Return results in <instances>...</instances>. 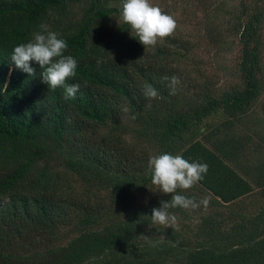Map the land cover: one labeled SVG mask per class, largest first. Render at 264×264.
Returning <instances> with one entry per match:
<instances>
[{"label": "trees", "instance_id": "1", "mask_svg": "<svg viewBox=\"0 0 264 264\" xmlns=\"http://www.w3.org/2000/svg\"><path fill=\"white\" fill-rule=\"evenodd\" d=\"M151 2L177 22L154 49L121 0H0V264H264V0ZM45 29L78 61L74 99L11 61ZM225 52L227 82L205 59ZM163 153L208 165L180 194L209 206L168 209L178 229L150 217Z\"/></svg>", "mask_w": 264, "mask_h": 264}, {"label": "clouds", "instance_id": "2", "mask_svg": "<svg viewBox=\"0 0 264 264\" xmlns=\"http://www.w3.org/2000/svg\"><path fill=\"white\" fill-rule=\"evenodd\" d=\"M120 19L130 26L131 31L135 33L134 37L144 49H154L158 43L174 36L177 29L176 20L151 0H121ZM67 48L65 39L60 38L58 33L45 29L43 32L34 33L31 41L15 46L10 58L16 68L29 76L36 74L35 69L30 66L31 62H36L43 70L40 73L42 82L46 83L49 89L63 88L64 98L74 99L80 85L69 84L67 81L76 76L78 61L71 55H65ZM102 62L97 59V65ZM163 79L169 81L170 94H175L180 83L179 78L173 76ZM143 95L148 99L159 98L158 90L149 84L144 86ZM148 165L151 183L161 192L171 194L170 200L162 201L159 208L152 209L150 217L153 225L178 229V218L170 214L168 209L179 207L195 210L201 206L205 209L209 206L207 197L197 201L180 194L203 180L208 170L206 163L190 162L182 155L163 153L152 156Z\"/></svg>", "mask_w": 264, "mask_h": 264}, {"label": "rangeland", "instance_id": "3", "mask_svg": "<svg viewBox=\"0 0 264 264\" xmlns=\"http://www.w3.org/2000/svg\"><path fill=\"white\" fill-rule=\"evenodd\" d=\"M205 59L207 62L208 68L210 70L219 71L224 74L223 82H227L232 78V62H233V52H225L221 56L210 57L205 54Z\"/></svg>", "mask_w": 264, "mask_h": 264}]
</instances>
